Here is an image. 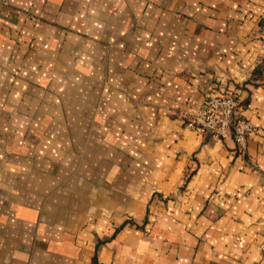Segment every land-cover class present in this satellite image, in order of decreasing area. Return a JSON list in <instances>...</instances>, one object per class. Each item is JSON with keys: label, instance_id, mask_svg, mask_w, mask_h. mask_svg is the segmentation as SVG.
<instances>
[{"label": "crops", "instance_id": "0c3cea01", "mask_svg": "<svg viewBox=\"0 0 264 264\" xmlns=\"http://www.w3.org/2000/svg\"><path fill=\"white\" fill-rule=\"evenodd\" d=\"M264 0L0 3V264H264ZM231 82L254 125H183Z\"/></svg>", "mask_w": 264, "mask_h": 264}, {"label": "built area", "instance_id": "2783aa9c", "mask_svg": "<svg viewBox=\"0 0 264 264\" xmlns=\"http://www.w3.org/2000/svg\"><path fill=\"white\" fill-rule=\"evenodd\" d=\"M0 3H7V0H0ZM261 32L264 45V26ZM183 125L202 135L231 136L239 151L245 148L246 137L254 131V125L241 114L236 89L231 82L206 92L199 110L185 116Z\"/></svg>", "mask_w": 264, "mask_h": 264}, {"label": "trees", "instance_id": "16d2710c", "mask_svg": "<svg viewBox=\"0 0 264 264\" xmlns=\"http://www.w3.org/2000/svg\"><path fill=\"white\" fill-rule=\"evenodd\" d=\"M261 26H264V19H262ZM261 71L264 72V66L261 67Z\"/></svg>", "mask_w": 264, "mask_h": 264}]
</instances>
